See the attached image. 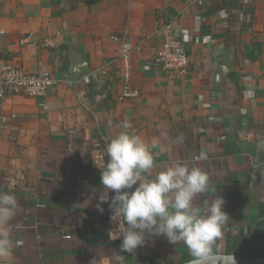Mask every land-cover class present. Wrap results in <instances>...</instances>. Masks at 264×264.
Here are the masks:
<instances>
[{
  "label": "crops",
  "instance_id": "obj_1",
  "mask_svg": "<svg viewBox=\"0 0 264 264\" xmlns=\"http://www.w3.org/2000/svg\"><path fill=\"white\" fill-rule=\"evenodd\" d=\"M177 13L191 66L182 76L151 72L158 29ZM0 25V57L56 81L43 99L0 100V189L17 196L11 227L22 241L0 264L185 262L183 242L152 235L129 253L108 236L101 200L112 194L90 153L105 150L124 121L158 140L152 176L176 161L209 174L212 187L197 202L225 199L220 253L264 255V0H0ZM47 38L56 46H43ZM72 47L89 67L76 81ZM122 49L132 50L129 63ZM221 49L234 67L213 85ZM125 82L140 96L120 100Z\"/></svg>",
  "mask_w": 264,
  "mask_h": 264
},
{
  "label": "clouds",
  "instance_id": "obj_2",
  "mask_svg": "<svg viewBox=\"0 0 264 264\" xmlns=\"http://www.w3.org/2000/svg\"><path fill=\"white\" fill-rule=\"evenodd\" d=\"M121 131L106 145V160L97 165L101 184L112 194L111 221L117 225L121 249L132 253L145 245L148 236H164L169 243L183 242L192 257L189 264H217L218 241L229 221L225 199L216 193L211 200L198 198L211 189L210 176L202 168L176 161L152 176L156 138L146 140L124 121ZM166 135V132H161ZM183 136L177 137L182 141ZM201 150L198 159H207ZM152 177V178H149ZM19 201L13 189H0V257L22 241L12 236V221ZM103 212V208L98 205ZM121 225L123 226L121 228Z\"/></svg>",
  "mask_w": 264,
  "mask_h": 264
},
{
  "label": "built area",
  "instance_id": "obj_3",
  "mask_svg": "<svg viewBox=\"0 0 264 264\" xmlns=\"http://www.w3.org/2000/svg\"><path fill=\"white\" fill-rule=\"evenodd\" d=\"M180 14L173 15L170 19L163 22L158 33L162 38L161 46L157 49L152 59L147 63L149 71L151 72H163L170 75L182 76L186 74L191 66V60L186 46V41L181 37L178 23ZM0 33L4 34L5 31L0 25ZM27 37H31L28 35ZM24 37L20 40L21 44H24L27 40ZM118 40V38H115ZM57 44L55 38H47L42 42L43 46L55 47ZM132 50L122 49V57L129 63ZM112 61H107L102 68V73L106 74L108 66ZM84 81L89 82L90 75L83 77ZM55 79L51 73L42 68L38 71H28L22 66L15 65L11 61L0 57V100L3 101L10 95H26L30 97H36L43 99L51 86L55 83ZM140 96V90L132 87L130 83L125 82L123 89L119 95L120 100L126 98H137ZM41 105L46 107L44 101ZM6 120V117L2 118ZM106 160L105 150L95 148L90 153V162L93 168H97V165H101ZM97 164V165H96ZM111 210L106 216L107 233L111 240H117L118 231L117 225L111 221ZM123 226L121 225V228ZM65 238H71V235H66Z\"/></svg>",
  "mask_w": 264,
  "mask_h": 264
},
{
  "label": "water",
  "instance_id": "obj_4",
  "mask_svg": "<svg viewBox=\"0 0 264 264\" xmlns=\"http://www.w3.org/2000/svg\"><path fill=\"white\" fill-rule=\"evenodd\" d=\"M73 49V68L70 73V80L76 81L86 71L89 70L87 63L84 61L79 51ZM216 67L213 75V85L221 84L229 75L234 67L231 50L221 49L215 55ZM217 264H264V255H247V254H233V253H219L216 257ZM190 260L182 264H189Z\"/></svg>",
  "mask_w": 264,
  "mask_h": 264
},
{
  "label": "trees",
  "instance_id": "obj_5",
  "mask_svg": "<svg viewBox=\"0 0 264 264\" xmlns=\"http://www.w3.org/2000/svg\"><path fill=\"white\" fill-rule=\"evenodd\" d=\"M234 75V74H233ZM232 74H231V77L233 76ZM191 256L189 255L187 258H185V260L184 261H188V260H191Z\"/></svg>",
  "mask_w": 264,
  "mask_h": 264
}]
</instances>
